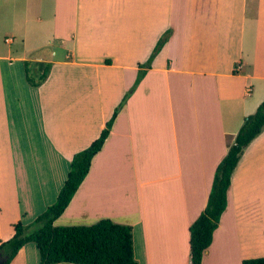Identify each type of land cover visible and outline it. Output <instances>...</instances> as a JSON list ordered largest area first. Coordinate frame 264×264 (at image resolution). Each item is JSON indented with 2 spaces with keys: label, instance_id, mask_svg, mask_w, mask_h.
<instances>
[{
  "label": "crops",
  "instance_id": "1",
  "mask_svg": "<svg viewBox=\"0 0 264 264\" xmlns=\"http://www.w3.org/2000/svg\"><path fill=\"white\" fill-rule=\"evenodd\" d=\"M28 15L46 16L60 57L33 53L47 45L20 34ZM168 29L54 224L108 218L132 227L138 264H188L215 168L264 100V0H0V242L55 201L73 154L99 136ZM24 62L50 64L40 85ZM263 230L264 128L234 168L201 264L264 256ZM9 264H39L35 244Z\"/></svg>",
  "mask_w": 264,
  "mask_h": 264
},
{
  "label": "trees",
  "instance_id": "2",
  "mask_svg": "<svg viewBox=\"0 0 264 264\" xmlns=\"http://www.w3.org/2000/svg\"><path fill=\"white\" fill-rule=\"evenodd\" d=\"M166 30L156 42L147 60L138 64V73L133 86L127 92L112 115L106 121L99 136L86 148L73 154L67 177L60 187L55 201L24 224H13V235L0 242V254L9 264L21 247L34 243L39 264L60 262L74 264H138L133 251L132 227L117 223L108 218L99 219L90 225H55L54 221L64 212L78 186L89 171L93 156L101 149L109 134L112 123L127 96L137 86L152 61L170 36ZM50 64L32 70L24 62L26 82L31 86L40 85L49 72ZM264 128V100L256 110L247 115L226 154L215 168L213 181L204 209L189 226L188 264H201L204 250L210 245L213 232L218 226L220 216L227 205V190L231 176L244 149ZM264 235V230H263ZM242 264H264V256L247 258Z\"/></svg>",
  "mask_w": 264,
  "mask_h": 264
},
{
  "label": "rangeland",
  "instance_id": "3",
  "mask_svg": "<svg viewBox=\"0 0 264 264\" xmlns=\"http://www.w3.org/2000/svg\"><path fill=\"white\" fill-rule=\"evenodd\" d=\"M28 17H29V20L26 22V24H25V22H23V27L24 28L22 27L20 29V34H22V33L24 34V30H25V37L27 39V45L29 47H35L36 46L37 48H39V47L42 48V46L47 45V46L43 47L42 49H40L38 51H35L33 53H37V52L47 53V52H50L51 49H54V51L58 53V56H54V58L55 57H60L59 54H61L63 50L61 48L57 47V46H55V47L52 46L51 47V44L49 43V41L51 42L52 39L48 38V33H47V30H46V26H47L46 16H42L43 19H44V21H42V22H38L37 20H32V19H35L34 16H31V15L29 16L28 15ZM31 28L37 29V31L33 32ZM18 42H21V38L18 39V37H17V40H15V43H13V46H15V47L16 46H20L21 43L19 44ZM26 55L30 56L31 55V51L28 52ZM35 64H36V62H35ZM35 64H33L34 67H30L32 70H35V69H37V68H39L40 66L43 65L41 63H38V65H35ZM26 209L29 212V210L31 208L26 207ZM35 209H37L36 205H35ZM32 221H33V219H32Z\"/></svg>",
  "mask_w": 264,
  "mask_h": 264
},
{
  "label": "water",
  "instance_id": "4",
  "mask_svg": "<svg viewBox=\"0 0 264 264\" xmlns=\"http://www.w3.org/2000/svg\"><path fill=\"white\" fill-rule=\"evenodd\" d=\"M6 258L0 254V264H4Z\"/></svg>",
  "mask_w": 264,
  "mask_h": 264
}]
</instances>
